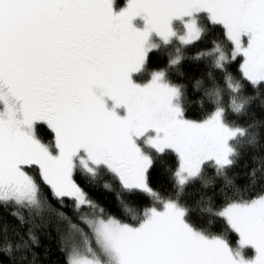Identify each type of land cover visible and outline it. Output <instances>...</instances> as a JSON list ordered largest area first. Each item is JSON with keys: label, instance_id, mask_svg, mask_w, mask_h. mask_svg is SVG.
I'll use <instances>...</instances> for the list:
<instances>
[{"label": "snow or ice", "instance_id": "obj_1", "mask_svg": "<svg viewBox=\"0 0 264 264\" xmlns=\"http://www.w3.org/2000/svg\"><path fill=\"white\" fill-rule=\"evenodd\" d=\"M215 28L222 38L194 57L210 60L208 85H193L209 110L189 119L187 85L169 70ZM174 41L167 68L152 69L151 54ZM253 106L264 113V0H0V207L42 210L37 176L61 208L71 200L91 236L69 220L80 242L67 264H264V118ZM249 115L247 124L230 119ZM248 152L240 185L229 173ZM158 165L170 173V196L151 186ZM208 168L215 175L205 179ZM75 174L109 176L103 187L128 212L129 200L153 204L123 222ZM216 179L220 204L184 200L189 185ZM11 215L19 228L9 235L0 224V264H35L38 237Z\"/></svg>", "mask_w": 264, "mask_h": 264}, {"label": "trees", "instance_id": "obj_2", "mask_svg": "<svg viewBox=\"0 0 264 264\" xmlns=\"http://www.w3.org/2000/svg\"><path fill=\"white\" fill-rule=\"evenodd\" d=\"M126 2V0H125ZM222 30L219 28L213 29L209 34H207L202 40L196 42L192 46L184 49L185 58L182 60L181 64L175 68L169 70L170 79L175 83H183L187 85V97L190 101L186 105L187 116L189 119H201L209 110L208 108L201 109V107L195 103L196 100L200 98L202 92L194 91L193 85L197 80H204L205 86L208 85L209 81L207 78V72L210 70V60L204 59L197 61L194 59L198 51L207 49L211 47V41L216 39L219 40ZM177 42L174 41L170 45H161L159 50L154 51L152 56V63L150 67L152 69H165L167 68L170 57L175 55V48ZM230 71L234 74L238 71V63L233 62L230 66ZM177 73H183V75H178ZM217 80L223 84L222 74L220 72H215ZM147 79V77H145ZM248 91H251L250 89ZM250 112L254 111L256 113L255 118H264V113H261L260 109L253 106ZM230 119L237 120L240 124H247L253 117L251 115L247 117H237L230 116ZM44 139H49L48 133H42ZM251 152L243 155L239 163L235 168L229 173L239 174L236 183L244 185L246 183L245 173H247L248 168L244 167L245 162H248L249 168L252 167V162L250 160ZM35 175V174H34ZM214 171L211 168L206 169L205 179L213 178ZM37 181L40 183L42 193L44 197H47V203L44 205L42 210H32L31 212L26 209H19L15 206H9L8 208L0 207V224H6L8 226L9 235L14 228H19L18 220L11 215L13 211L21 213L28 223L25 224L21 231L26 232L29 228L36 234L39 240L38 247H35L34 251L36 253L35 264H67L68 259V248L73 242H80V236L78 233L70 231L69 220L76 224L85 233L91 236V233L86 225L82 224L78 219L79 213L74 211L73 202L71 200L65 199L66 207L61 208L60 204L52 198L50 190L40 182L37 176ZM74 178L79 186L86 192L87 196L95 201L97 204L105 208L106 212L117 219L122 220L126 223H135L132 219L134 214H138L143 211L144 208L150 207L153 204L151 198L142 197L136 202L131 200L128 201L129 207L132 212H128L121 207H119L116 194L111 191H106L103 187L106 181L112 182L111 178L107 175L101 176L95 182L89 181L82 174H75ZM151 186L159 191L165 197L172 194V181L170 178V173L166 172L161 166H157L151 174L150 177ZM222 185V180L216 179L213 186L204 188L200 181H197L188 186L184 200L190 204L195 205V203L203 198L211 197L216 204L222 202V197L220 195V188ZM254 191L258 192L259 187ZM48 204L51 207H48ZM57 211H62L68 217V219H62L57 215ZM84 211H87L86 209ZM193 221H196V215L193 214ZM229 239L235 246L237 237L235 234H229ZM246 254L251 255V252ZM21 253H17V259H19ZM3 264H9L6 257L2 258Z\"/></svg>", "mask_w": 264, "mask_h": 264}, {"label": "rangeland", "instance_id": "obj_3", "mask_svg": "<svg viewBox=\"0 0 264 264\" xmlns=\"http://www.w3.org/2000/svg\"><path fill=\"white\" fill-rule=\"evenodd\" d=\"M75 179V178H74ZM85 192V191H84ZM86 193V192H85Z\"/></svg>", "mask_w": 264, "mask_h": 264}]
</instances>
